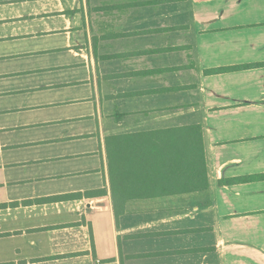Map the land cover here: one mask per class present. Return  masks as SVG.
Returning a JSON list of instances; mask_svg holds the SVG:
<instances>
[{"label": "crops", "instance_id": "crops-1", "mask_svg": "<svg viewBox=\"0 0 264 264\" xmlns=\"http://www.w3.org/2000/svg\"><path fill=\"white\" fill-rule=\"evenodd\" d=\"M0 264H264V0H0Z\"/></svg>", "mask_w": 264, "mask_h": 264}, {"label": "trees", "instance_id": "trees-1", "mask_svg": "<svg viewBox=\"0 0 264 264\" xmlns=\"http://www.w3.org/2000/svg\"><path fill=\"white\" fill-rule=\"evenodd\" d=\"M256 66V65H253ZM252 67V66H247ZM231 70V69H226ZM183 131L185 132H194V141L190 143V146L185 152L188 153H180L178 155V152L176 153V157L169 159V170L172 174H176L179 177L184 178L183 180L184 184L186 181H188L190 189L193 191H199L203 192L208 188L207 183V163L205 159V153H204V146L202 141V134L201 129L198 127H189L185 128ZM148 136H142V137H110L108 139V146H109V156H110V163H111V169L113 170V161H115L114 158V151L111 150L112 147H117L119 151H116V155L118 160H140L142 163L144 161H151L154 156H159L162 153L160 151H167L170 152V146L172 142H178V141H170V145L168 149L160 150V148L153 143L150 139L148 140ZM181 144V143H180ZM164 146V145H163ZM194 147L195 151H192L191 147ZM132 149L133 151H127V149ZM122 149V150H120ZM195 153L194 156L192 154ZM154 155V156H152ZM180 155H184V157H180ZM160 158V157H158ZM182 161V162H180ZM144 165V164H143ZM145 167V165H144Z\"/></svg>", "mask_w": 264, "mask_h": 264}, {"label": "rangeland", "instance_id": "rangeland-1", "mask_svg": "<svg viewBox=\"0 0 264 264\" xmlns=\"http://www.w3.org/2000/svg\"><path fill=\"white\" fill-rule=\"evenodd\" d=\"M14 68H16V67H8V70L9 69H14ZM32 134L31 133H26L24 131L9 134V136H10L9 137L10 146H17V145H21V144H26V143L31 142L32 140L36 141L37 137H34V135H36V133L33 132ZM67 145H68L67 147H69V145H71V144L67 143ZM64 147H66V146H63L62 151H64L66 149ZM56 149H58V148L46 147L45 149L40 150V156L42 158H45V157L50 156V155H57L59 152L58 151H53V150H56ZM12 150H18L17 152L15 151L16 154H14V156L19 158V159H23V158L29 157V156L33 157L36 154V151L34 149L29 151V150H25V149H21V148H17V149L16 148H11V151Z\"/></svg>", "mask_w": 264, "mask_h": 264}]
</instances>
